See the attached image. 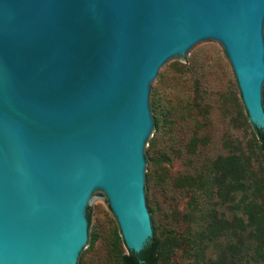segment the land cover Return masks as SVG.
<instances>
[{
    "label": "water",
    "instance_id": "1",
    "mask_svg": "<svg viewBox=\"0 0 264 264\" xmlns=\"http://www.w3.org/2000/svg\"><path fill=\"white\" fill-rule=\"evenodd\" d=\"M215 44L263 129L264 0H0V264H77L102 193L140 253L152 99L166 68Z\"/></svg>",
    "mask_w": 264,
    "mask_h": 264
},
{
    "label": "rangeland",
    "instance_id": "2",
    "mask_svg": "<svg viewBox=\"0 0 264 264\" xmlns=\"http://www.w3.org/2000/svg\"><path fill=\"white\" fill-rule=\"evenodd\" d=\"M152 114L160 130L147 147V165L151 173H162L166 180L163 186L150 180L146 192L157 234L163 235L168 228L186 232L183 213L192 191L179 180L202 172L217 157L233 159L227 165L230 175L244 165L247 176L258 182V201L264 205V166L219 44L203 46L191 58L166 68L152 99ZM244 181L252 195V180ZM239 195V191L227 193L224 204L216 206L218 211L227 218L239 215L234 206ZM87 221L92 243L77 264H121L119 256L127 250L103 193L95 195ZM186 263L178 250L172 264Z\"/></svg>",
    "mask_w": 264,
    "mask_h": 264
},
{
    "label": "trees",
    "instance_id": "3",
    "mask_svg": "<svg viewBox=\"0 0 264 264\" xmlns=\"http://www.w3.org/2000/svg\"><path fill=\"white\" fill-rule=\"evenodd\" d=\"M252 131L264 166V128L252 126ZM232 161L217 157L209 160L202 172L181 178L180 185L192 191L183 213L186 232L168 228L163 235L157 234L153 224L152 236L140 253L126 249L119 256L120 263L172 264L173 256L180 250L186 264H264V205L258 201V182L247 176L244 165L238 162L236 165L243 167L236 168L234 173L240 177L230 175L227 165ZM163 176L151 173L150 180L163 186L166 183ZM245 179L252 180V195L247 193L249 185H245ZM230 191L240 193L234 202L240 214L233 213L227 218L216 206L224 204Z\"/></svg>",
    "mask_w": 264,
    "mask_h": 264
}]
</instances>
